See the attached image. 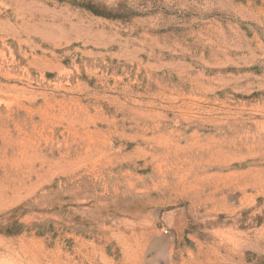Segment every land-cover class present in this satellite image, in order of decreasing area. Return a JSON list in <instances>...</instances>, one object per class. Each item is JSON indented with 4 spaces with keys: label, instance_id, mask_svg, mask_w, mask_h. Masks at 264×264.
<instances>
[{
    "label": "rangeland",
    "instance_id": "rangeland-1",
    "mask_svg": "<svg viewBox=\"0 0 264 264\" xmlns=\"http://www.w3.org/2000/svg\"><path fill=\"white\" fill-rule=\"evenodd\" d=\"M0 264H264V0H0Z\"/></svg>",
    "mask_w": 264,
    "mask_h": 264
}]
</instances>
